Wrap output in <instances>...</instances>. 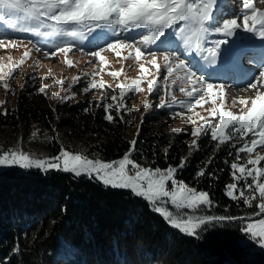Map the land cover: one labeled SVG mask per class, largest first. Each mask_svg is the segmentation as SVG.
Returning <instances> with one entry per match:
<instances>
[{
	"label": "trees",
	"instance_id": "16d2710c",
	"mask_svg": "<svg viewBox=\"0 0 264 264\" xmlns=\"http://www.w3.org/2000/svg\"><path fill=\"white\" fill-rule=\"evenodd\" d=\"M21 73L16 71L9 80L12 87L7 95H12L13 102L6 108L7 115L6 110L0 112L3 127L15 133L31 125L46 129L53 144L63 131L71 140H84L88 156L107 161L121 159L136 139L131 155L135 162L167 169L184 159L186 166L179 169L177 178L209 193L210 208L182 210L179 216L254 218L259 200L250 208L226 195V185L233 182L231 163H246L243 153L240 161L235 157L243 140L233 138L220 144L211 140L209 131L195 149L191 132L170 131L179 123L175 112L154 111L143 117L141 107L134 106L135 99L128 94L119 113L111 110L115 122L110 123L105 106L112 103L114 92L120 94L118 89L106 87L98 97V90L86 93L87 84L80 83L74 87L76 99L61 103L38 94V74ZM201 169L206 174L198 177ZM208 172L213 175L209 177ZM239 183L242 186L244 181ZM159 206L173 217L180 213L169 203ZM242 226L239 220L215 223L197 239L171 226L130 190L112 189L96 179L62 171H0V264H264V251L239 246L245 238ZM64 247L72 256L60 255Z\"/></svg>",
	"mask_w": 264,
	"mask_h": 264
},
{
	"label": "snow or ice",
	"instance_id": "6c2138e0",
	"mask_svg": "<svg viewBox=\"0 0 264 264\" xmlns=\"http://www.w3.org/2000/svg\"><path fill=\"white\" fill-rule=\"evenodd\" d=\"M259 2L261 0H243V11L240 13L242 24H240L238 18L217 19L215 10H219V0H0V26H6L14 31L29 32L39 37L68 38L54 50L46 51L47 56H56L57 53L67 56L72 50V45L76 41H83L86 36L103 41L96 46L98 50L89 52L92 57L99 59L101 65L105 64V57L102 55L105 48L116 51L117 56L120 55L118 51L120 49H134L136 61L139 62L142 57L150 56L148 63L159 73L158 53L153 51L151 46L159 47L160 44L166 43L161 39L166 36V30L175 29L173 35L179 33L183 45L187 49L194 48V53L208 65L216 63L218 57L223 58L221 46L235 43L228 38L238 37L241 29L245 34L259 36L261 44L264 45V9L256 6ZM13 18L17 22H25L28 26H18V23L12 22ZM137 31L138 34L134 36L133 32ZM216 34L224 38L216 39L214 38ZM29 43L33 44L37 52L41 51L34 42L29 41ZM209 44L211 46H208ZM17 47L19 43L16 38L6 34L0 35V48L7 50ZM205 52L208 53L207 56L204 55ZM29 55L30 50H25L23 58L27 59ZM131 55L130 52L125 59ZM161 55L167 73L163 80L167 81L169 77H172V84L180 80L179 91L189 98L187 102H179L181 108L193 110L197 106L203 108L205 104L211 103L213 106L206 111L212 118L219 117L218 123L200 117L206 122L192 129L191 136L195 139L192 140L191 147L198 149L201 136L207 135L209 131L211 140L218 141L220 144L233 138L243 140L242 146L236 149L235 157L236 161H240L243 153L246 163H231L233 182L226 185V195L237 203L242 200L250 208L253 207L254 200H259L260 202L255 205L257 211L252 216L264 217V166H260L264 161V155L258 151V149H264V70H260L247 82V90H250L253 95L248 99H239L238 103L243 107L239 114H235L232 111L223 110L225 100L223 84L210 82L207 78L198 76L196 71L190 70V66L183 59L173 56L168 51H163ZM250 59L255 62L254 58ZM67 63L71 66V61ZM260 67L264 69V61H261ZM16 70L11 64L7 66V71L0 66V84L6 91L10 92L12 87L7 78L14 79L13 73ZM140 72L141 78L134 80L127 89L123 84L117 85L120 92L119 103H117V96L113 94L112 103H107L105 106V119L108 122H115L111 110L120 112L126 91L134 93L142 90L140 85L145 79L144 74L149 73L150 69L141 63ZM181 72L184 73L183 76L179 75ZM109 74L113 78L120 75L116 71ZM60 83L63 84V81ZM97 87L105 88L103 80L99 83L90 82L83 91L87 93L90 89ZM214 88H218L219 91L214 92ZM159 90L157 77L147 80V92L150 95L154 92L158 93ZM39 93H45V86L38 89ZM168 95L171 96L172 102H176V97L171 92ZM51 98L58 99L61 103L70 99L68 96L61 97L59 94H53ZM217 99L220 101L219 106H217ZM249 100L250 107H248ZM3 103L5 102L0 101V104ZM149 107L152 105H146L145 111ZM156 107H171V104L166 103L161 97L160 104ZM123 110L132 111L128 108ZM4 114L7 115V110ZM194 114L199 116V113ZM173 115L180 116L183 112H175ZM188 119L192 120V117L189 116ZM192 122L195 124L194 120ZM180 131V129L173 130L176 134ZM35 135L34 132L33 136ZM246 137L250 139H245ZM136 143V139H133L130 142L129 152L114 162L93 161L83 155L72 154L63 148L58 156L49 159H33L21 151L3 149L0 150V166L18 167L21 170L35 168L46 173L51 170L62 171L72 173L76 177L96 179L105 187L112 189L130 190L136 197L149 202L153 210L161 214L171 226L197 239L202 238V233L208 229L209 225L239 220L243 225L241 232L245 237L238 242L239 246L246 248L251 243L259 244L264 249V218L203 215L191 219L185 217L179 221L174 219L171 212L159 206L161 202L170 203L177 209L200 211L204 210L205 206L208 208L212 206L210 195L207 191H197L189 187L177 178L179 169L186 166L184 159L178 166H170L167 169H152L135 162L131 155L136 150ZM253 152H256L255 158H253ZM211 162L210 159L209 163ZM205 174V169L197 173L198 177ZM207 175L211 177L213 174L208 172ZM241 180L244 181L242 186L239 183ZM169 182L171 189L168 187Z\"/></svg>",
	"mask_w": 264,
	"mask_h": 264
},
{
	"label": "rangeland",
	"instance_id": "374dc122",
	"mask_svg": "<svg viewBox=\"0 0 264 264\" xmlns=\"http://www.w3.org/2000/svg\"><path fill=\"white\" fill-rule=\"evenodd\" d=\"M238 1L240 2V0ZM257 7L264 9V6L262 8V5H258ZM242 11L243 6H238L235 2L233 4L231 0H219V10H215V15L217 19H220L221 17L224 19L238 18V23L242 24V18H240V13ZM12 22L18 23V26L20 27L28 26V24L23 21L17 22L15 18H13ZM138 31L133 32V35H137ZM174 31L175 29L166 30V36L161 37L166 43L160 44L159 47L156 45L151 46V49L158 53L157 62L160 64V72L157 73L156 69L148 63L151 59L150 56L142 57L139 62L136 61L134 49H120L118 50L120 55L117 56L116 51L105 48V51L102 53L105 57V64L101 65L99 59L92 57L89 52L98 50L96 46L102 44L103 41L86 36L83 41H76L72 45V50L67 56L63 53H57L56 56H47L45 55L46 51L54 50L63 40H67L68 38L39 37L29 32L14 31L8 29L6 26H0V35L6 34L7 36L16 38L19 43V47L15 49L8 48L5 50L0 48V66L4 67V70L7 71V66L11 64L13 68L17 69L16 71H22L21 74L23 75L24 73L29 72L38 74L41 81L40 87L45 86L44 94L49 96L50 100L59 101L58 99L51 98L52 95L59 94L61 97L68 96L69 98L76 99V93H74L76 91L74 90V87L80 83L88 85L90 82L99 83L103 80L105 88L110 87L118 89L117 85L123 84L127 89V86L134 80L141 78L140 64L143 63L145 67L150 69V72L144 74L145 79L140 85L142 90L134 93L126 91L125 93V96L128 94L133 95L135 99L133 104L138 108L141 107L140 111L143 117L154 111L176 112L175 110L178 109L177 112H183V115L178 117L179 123L170 127L171 132H173L174 129H180L182 132H191L194 127L204 124L206 120L218 123L219 117L212 118L209 116L208 111H206V109L213 106L211 103L205 104L203 108L197 106L193 110L181 108L179 102H187L189 98L179 91L180 80H176L175 84H172V77H169L167 81L163 80V77L167 75V73L161 53L163 51H168L172 53L173 56L183 59L185 63L190 66V70L196 71L198 76L207 78L210 82L223 84L225 86L223 110L239 114L240 109L243 107V105L238 103L239 99H248L253 95L250 90H247V82L252 79L253 75L258 74L260 70H264L260 67L261 61H264V45L261 44V38L259 36H253L250 33L245 34L241 29L238 37L228 38L230 41L234 40L235 43L221 46L223 58L221 59L218 57L216 63L208 65L205 60L194 53V48L187 49L181 42L179 33L173 35ZM121 38H123V36ZM214 38L222 39L224 37L220 34H216ZM29 41L34 42L37 47L41 48V51L37 52L36 48L33 47V44H30ZM157 43L159 44V41ZM208 46L211 45L209 44ZM25 50H30V55L27 59L23 58ZM130 52L132 53L131 57L125 59V57L129 56ZM204 55L207 56L208 53L205 52ZM250 58H254L255 62H252ZM67 61H71V66H69ZM202 65H204V67H202ZM16 71H14V73ZM112 71L119 72L120 75L113 78L109 74ZM179 75L183 76L184 73L181 72ZM153 77L158 78V87L160 90L158 93L154 92L150 95L147 92V80ZM10 78L11 77L7 78L8 82ZM60 81H63V84H61ZM84 88L85 87H83V89ZM105 88H94L98 90V97L101 96ZM213 91L218 92L219 89L214 88ZM7 92L8 91L3 88L2 84H0V101L5 102L0 104V112H4V110H6L7 107L9 108L13 102L12 95H7ZM169 92L176 97V102H172L171 96L168 95ZM114 94L117 93L114 92ZM117 95L120 96V94ZM161 97L165 99L166 103L171 104V107H156L160 104ZM6 99L8 104H6ZM233 101H236V103H233ZM146 105H152V107H149L148 110L145 111ZM219 105L220 101L217 99V106ZM250 106L251 104L249 100L248 107ZM194 113H199V116ZM189 116L192 117V120L188 119ZM200 117H205L206 120H201ZM193 120L195 121V124H193ZM34 132L36 133L35 136H33ZM52 141V137L46 129L41 130L36 126L31 125L29 128H24L19 133H15L10 129L3 127L0 122V150L13 149L28 154L30 158L33 159H49L58 156L63 148L72 154H80L93 161L101 160L102 162H114L101 159L97 156H88L84 153L86 151V143L84 140H71L63 133V131L59 132L57 144H53ZM258 151L261 155H264V149H258ZM252 155L253 158H255L256 152H253ZM260 166H264V161L261 162ZM11 169L25 171L18 167L0 166V171H8ZM168 187L171 189L170 182ZM177 210L180 213L176 215V217H173L174 219L179 221L185 217L189 219L193 218L179 216L183 212L182 210L192 211V209ZM245 249L252 252L264 251L259 244L253 245L251 243ZM68 254L69 249L64 247L60 255L63 257H69Z\"/></svg>",
	"mask_w": 264,
	"mask_h": 264
},
{
	"label": "bare ground",
	"instance_id": "6f19581e",
	"mask_svg": "<svg viewBox=\"0 0 264 264\" xmlns=\"http://www.w3.org/2000/svg\"><path fill=\"white\" fill-rule=\"evenodd\" d=\"M258 5H262V8H263V6H264V0H261V2H259V3L256 4V6H258Z\"/></svg>",
	"mask_w": 264,
	"mask_h": 264
}]
</instances>
